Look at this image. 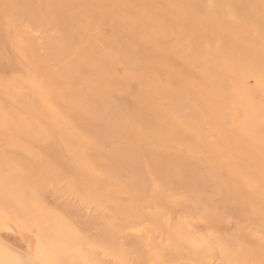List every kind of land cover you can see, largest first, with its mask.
Here are the masks:
<instances>
[{"label": "bare ground", "instance_id": "obj_1", "mask_svg": "<svg viewBox=\"0 0 264 264\" xmlns=\"http://www.w3.org/2000/svg\"><path fill=\"white\" fill-rule=\"evenodd\" d=\"M21 262L264 264V0H0Z\"/></svg>", "mask_w": 264, "mask_h": 264}, {"label": "rangeland", "instance_id": "obj_2", "mask_svg": "<svg viewBox=\"0 0 264 264\" xmlns=\"http://www.w3.org/2000/svg\"><path fill=\"white\" fill-rule=\"evenodd\" d=\"M9 235H10V239L14 242H17V238L16 237H14V234L13 233H8ZM13 236V237H12ZM16 236V235H15ZM16 239V240H15Z\"/></svg>", "mask_w": 264, "mask_h": 264}, {"label": "snow or ice", "instance_id": "obj_3", "mask_svg": "<svg viewBox=\"0 0 264 264\" xmlns=\"http://www.w3.org/2000/svg\"><path fill=\"white\" fill-rule=\"evenodd\" d=\"M21 264H23V262H21Z\"/></svg>", "mask_w": 264, "mask_h": 264}]
</instances>
